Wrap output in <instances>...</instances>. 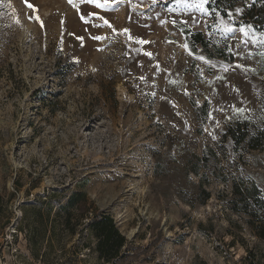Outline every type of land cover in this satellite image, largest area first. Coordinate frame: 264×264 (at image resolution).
I'll return each mask as SVG.
<instances>
[{"label":"rangeland","instance_id":"1","mask_svg":"<svg viewBox=\"0 0 264 264\" xmlns=\"http://www.w3.org/2000/svg\"><path fill=\"white\" fill-rule=\"evenodd\" d=\"M247 3L0 0V264H102L75 192L126 235L118 264H264L232 208L264 196V147L227 135L264 129Z\"/></svg>","mask_w":264,"mask_h":264},{"label":"trees","instance_id":"2","mask_svg":"<svg viewBox=\"0 0 264 264\" xmlns=\"http://www.w3.org/2000/svg\"><path fill=\"white\" fill-rule=\"evenodd\" d=\"M208 5L221 11L227 16L230 11L235 10L239 5L247 0H206ZM244 22L252 24L257 29L264 30V0H249L245 5L243 12ZM195 43L207 46L206 37L203 32L196 31L192 33ZM237 144L247 141L251 148L258 149L264 147V129L256 134H249L242 130L241 126L235 128L229 126L228 134ZM206 197L210 196L206 192ZM235 199L232 201V208L237 212H244L248 215L247 221L257 230V235L264 239V196L258 186L251 188L236 187L234 189ZM84 198V199H82ZM86 193L75 192L71 195L67 204L63 206L67 216L68 228L70 226L71 206H79L83 213L79 218V224L83 225L82 230H87L94 240V249L102 264H118L125 256V248L128 245V239L119 229L113 215L107 211L95 212L92 215L83 211L85 206ZM82 202V203H81ZM91 214V213H90ZM260 221L259 225L257 222ZM74 230V229H73Z\"/></svg>","mask_w":264,"mask_h":264}]
</instances>
